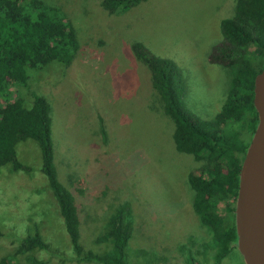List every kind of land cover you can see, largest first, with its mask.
Masks as SVG:
<instances>
[{
	"label": "rangeland",
	"instance_id": "rangeland-1",
	"mask_svg": "<svg viewBox=\"0 0 264 264\" xmlns=\"http://www.w3.org/2000/svg\"><path fill=\"white\" fill-rule=\"evenodd\" d=\"M64 12L78 49L68 65L28 69V85L14 92L27 105L32 94L50 104L54 165L75 199L84 251L104 253L96 238L120 204L131 211L128 264L214 263L210 233L194 213L190 175L202 165L178 152L174 122L152 86L149 68L133 44L173 60L184 76L188 110L212 119L220 110L229 74L210 54L222 39L220 21L235 0H145L108 13L102 0H43ZM253 51L254 46H250ZM104 127L106 135L101 133ZM29 170L0 168V259L11 264H100L78 261L57 201L41 171L34 139L17 143ZM224 209V204L219 205ZM39 234L46 249L18 252L21 240ZM185 248H181V246ZM219 264H244L237 250Z\"/></svg>",
	"mask_w": 264,
	"mask_h": 264
},
{
	"label": "trees",
	"instance_id": "trees-1",
	"mask_svg": "<svg viewBox=\"0 0 264 264\" xmlns=\"http://www.w3.org/2000/svg\"><path fill=\"white\" fill-rule=\"evenodd\" d=\"M143 1L102 0L101 5L108 13H115ZM220 30L222 39L209 58L227 69L230 80L220 110L209 120L188 110L184 76L173 60L150 52L141 42L132 46L136 58L149 68L152 86L174 122L176 150L202 162L199 174L190 175L192 207L210 233L216 264L237 250L235 201L241 163L258 123L253 96L255 76L264 67V0H235L233 15L221 19ZM77 49L75 29L59 7L43 0H0V168L10 164L16 171L29 170L17 159L16 145L34 139L41 152V171L57 201L74 259L128 264L126 248L132 236L128 205L115 208L106 230L96 238L99 243H107L108 249L101 254L84 251L78 207L73 194L58 180L54 165L50 104L37 92L32 94L30 105L21 96L12 98V89L17 92L28 85L29 68L54 61L68 65ZM101 133L106 135L103 126ZM46 248L42 237L34 234L24 237L17 251ZM0 264L11 262L4 257ZM186 264H194L191 256Z\"/></svg>",
	"mask_w": 264,
	"mask_h": 264
},
{
	"label": "water",
	"instance_id": "water-1",
	"mask_svg": "<svg viewBox=\"0 0 264 264\" xmlns=\"http://www.w3.org/2000/svg\"><path fill=\"white\" fill-rule=\"evenodd\" d=\"M253 104L258 123L239 173L236 246L244 264H264V67L254 79Z\"/></svg>",
	"mask_w": 264,
	"mask_h": 264
}]
</instances>
